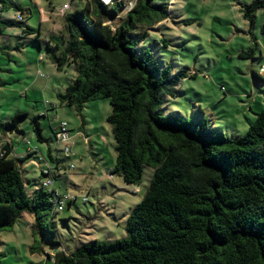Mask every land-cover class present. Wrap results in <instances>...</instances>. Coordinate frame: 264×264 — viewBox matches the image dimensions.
<instances>
[{"label": "trees", "instance_id": "obj_1", "mask_svg": "<svg viewBox=\"0 0 264 264\" xmlns=\"http://www.w3.org/2000/svg\"><path fill=\"white\" fill-rule=\"evenodd\" d=\"M170 1L133 0L121 17L126 0H85L63 15L67 38L53 37L54 45L46 46L58 70L73 64L77 71L57 94L61 105L81 111L91 100H109L106 121L116 153L109 174L138 184L143 168L153 169L145 196L126 220L124 237L94 239L70 251L54 242L52 255L46 254L52 264H264V107L235 139L208 132L206 121L196 124L164 112L162 106L185 74L173 75L171 66H162L144 44L150 31L169 18ZM4 9L1 4L0 12ZM259 10L264 35V0L244 5L243 18L252 27ZM252 76L264 83V77ZM23 117L15 115L6 128L19 132ZM34 130L44 141L39 123ZM8 140L0 157V232L12 228L20 214L33 215L30 250L35 253L41 220L57 213L53 192L41 184L42 168L36 187L25 182L20 164L35 152L13 155Z\"/></svg>", "mask_w": 264, "mask_h": 264}, {"label": "rangeland", "instance_id": "obj_2", "mask_svg": "<svg viewBox=\"0 0 264 264\" xmlns=\"http://www.w3.org/2000/svg\"><path fill=\"white\" fill-rule=\"evenodd\" d=\"M84 1L0 2L5 6L0 20L7 23H0V45H8L0 49V138L11 139L17 152H26V147L35 152L20 164L26 183L36 187L41 168L50 166L53 189L63 198V210L41 220L44 229H37L40 248L35 253L30 250L34 244L30 225L36 224L33 215L20 214L12 228L0 232V264H52L46 254L52 255L54 242L70 251L94 239L124 237L126 220L145 196L153 176L148 166L138 184H127L120 175L109 174L116 153L106 121L111 112L108 99L91 100L81 111L61 105L57 99L77 71L73 64L58 70L46 46L54 45L53 37L67 38L61 7L68 4L64 13H71ZM101 1L108 4L117 0ZM252 1L169 2V18L150 31L148 44H144L162 66H171L173 75L185 74L175 86L174 96L162 106L165 113L196 124L206 121L208 132L232 139L246 132L264 107V83L255 82L252 76L254 72L264 77L262 11L256 13L252 27L243 18V6ZM125 3L121 17L133 0ZM17 14L23 18L20 23ZM27 27L33 32L29 34ZM250 49V57L239 56ZM17 114L25 115L17 125L21 130H8L6 123ZM36 122L42 129V142L36 138ZM63 122L69 136L65 143H59L51 129L56 132Z\"/></svg>", "mask_w": 264, "mask_h": 264}, {"label": "built area", "instance_id": "obj_3", "mask_svg": "<svg viewBox=\"0 0 264 264\" xmlns=\"http://www.w3.org/2000/svg\"><path fill=\"white\" fill-rule=\"evenodd\" d=\"M69 8V5L68 4H64L61 9H60V13L62 15H64V11L67 10ZM16 20L18 22L22 21L23 18L20 14H17L16 16ZM69 136V133L67 131V128H66V123H61L60 126L58 127L57 131L54 132L53 134V137L55 139L56 142H59V143H65L67 138ZM2 138H0V157L3 156V151L1 150L2 149V145L4 146L5 144H8L10 143L9 140L7 141H4V140H1ZM64 151L66 153H69V149L68 147L65 146L64 148ZM15 155V154H13ZM43 158L42 156L40 157L39 161H42ZM58 170V169H57ZM42 171H43V178L41 180V184L44 188H46L47 190H49L50 192H53L52 195V200H51V203H52V206H53V210L55 212L57 211H61L63 210V198L58 194V191L57 190H54L53 189V172H52V169H50V166H46L44 168H42Z\"/></svg>", "mask_w": 264, "mask_h": 264}, {"label": "crops", "instance_id": "obj_4", "mask_svg": "<svg viewBox=\"0 0 264 264\" xmlns=\"http://www.w3.org/2000/svg\"><path fill=\"white\" fill-rule=\"evenodd\" d=\"M0 46H1V45H0ZM3 46H8V45L3 44ZM18 129H19V128H18ZM19 130H21V129H19ZM51 130H52V132H54L55 129L52 128ZM42 137L44 138L43 135H42ZM12 145H13V152H14L13 154H15V155H17V156H21L22 154H24V153H26L27 151H29L28 148L26 147V149H27L26 152H24V153L17 152V150L14 148V143H13V141H12ZM25 161H26V160H25ZM25 161H24V162H25Z\"/></svg>", "mask_w": 264, "mask_h": 264}]
</instances>
